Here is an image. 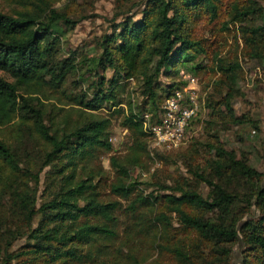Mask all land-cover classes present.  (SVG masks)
Returning a JSON list of instances; mask_svg holds the SVG:
<instances>
[{
  "label": "trees",
  "instance_id": "1",
  "mask_svg": "<svg viewBox=\"0 0 264 264\" xmlns=\"http://www.w3.org/2000/svg\"><path fill=\"white\" fill-rule=\"evenodd\" d=\"M5 2L8 11H0V264H228L240 240L248 250L241 264H264V185L254 182L257 171L235 152L208 141L214 156L204 168L192 167L189 159L191 177L176 172L168 183L130 176L132 167L145 169L153 160L138 114L155 115L162 101L186 84L178 79L184 70L205 80L204 92L215 79L214 89L224 93L220 101L201 96L210 117L224 119L225 106L229 119L241 123L231 106L238 56H222L221 42L214 48L209 43L216 41L196 35L195 27L201 20L217 25L218 37L229 32V24L245 23L239 28L241 53L261 58L264 29L252 22L259 9L255 1L146 0L102 37L92 66L83 64L93 76L86 86L81 83L86 74L78 73L82 63L73 52L62 54V27L76 22L66 8H54L55 0ZM106 70L112 71L110 78ZM131 78L136 86L130 92ZM198 112L188 127L210 123ZM114 121L128 131L123 154L109 139ZM103 154L109 156V170L100 163ZM156 157L167 160L171 154L157 151ZM242 175L252 180L245 192L233 186ZM202 183L207 194L199 188ZM147 184L156 188L146 192ZM23 237L21 250H11ZM198 243L208 247L209 260Z\"/></svg>",
  "mask_w": 264,
  "mask_h": 264
},
{
  "label": "rangeland",
  "instance_id": "2",
  "mask_svg": "<svg viewBox=\"0 0 264 264\" xmlns=\"http://www.w3.org/2000/svg\"><path fill=\"white\" fill-rule=\"evenodd\" d=\"M146 0H55L53 4L54 8H64L69 14L70 18L76 20L72 28L62 27L61 45L62 54L69 56L72 52L76 55L79 63L83 64L92 63L97 55L100 53V42L105 34H111L113 26L130 14H134L138 9V5L142 3L143 6ZM228 1V0H225ZM255 6L259 7L254 15V21L256 25H261L264 29V0H254ZM224 2V1H223ZM9 5L5 0H0V11H8ZM225 10V9H224ZM139 14L135 18H138ZM227 15L225 16V18ZM228 18V17H227ZM217 25L212 23L207 24L206 21H198L195 31L196 35L210 38L209 42L215 40L214 43H209L214 48H219L217 41L221 42L220 52L222 56H228L233 59L238 56L237 70L239 71V77L236 84V89L232 92L231 106L234 109L235 116L238 117V121L241 123H233L229 119V113L225 106H221V115L225 117L222 120H216L211 116L210 108H203V102L199 105V117L201 120H210V123L203 121L194 122L187 127L184 133V139H182L179 146L175 149H162L157 150L159 152L170 153L171 157L167 160H160L156 157L155 150L152 149L148 139L149 156L153 159L150 162H146L147 167L145 169L139 167H132L130 170V176L134 180L142 182H155L166 180L171 182V177L179 172L184 176L191 177L187 170L186 162L189 159L192 160V167L199 166L204 168L208 165L209 158L214 156L215 151L209 147L206 142L209 141V145H212L216 140L227 151H233L236 157L245 161L257 171L258 176L254 182H259L264 185V49L261 58H250L244 56L241 53L242 38L240 37L239 28L245 26V23L229 24L230 30L228 33L224 32L223 36L214 35ZM264 31V30H263ZM92 66V64H91ZM91 68V67H89ZM81 69V68H80ZM78 73L81 76V72L86 74L88 69L84 67ZM81 71V72H80ZM186 74L192 75L191 72L184 70ZM1 73V72H0ZM106 76L110 78L112 71L106 70ZM197 76V75H196ZM92 74H86L82 78V85L86 86L91 82ZM200 76H197L196 88L199 92V99L201 96L206 99L207 97L220 101L224 93H220L217 89H214L217 82L215 79H211L213 85H211L206 92L202 90L204 81H199ZM162 81H165L163 79ZM135 82V84H134ZM216 83V84H215ZM136 81L131 79V83L128 85V91L131 92L132 88H135ZM218 86V85H217ZM72 86L68 85V89L71 90ZM226 88L223 90L225 91ZM138 100H142L143 96L136 93ZM135 97V98H136ZM163 102V101H162ZM161 105V104H160ZM222 105V104H221ZM68 108V106H66ZM153 114V113H151ZM257 127V128H255ZM211 128V129H209ZM211 133H214L216 137H212ZM110 141L114 146V151L123 154L126 145L129 144L127 129L120 127L118 121L113 122V127L109 136ZM193 148V150H192ZM194 151H197L195 155H192ZM183 155V158L179 156ZM192 155V157H191ZM178 157V159H177ZM185 159V162H184ZM100 163L105 170H109V156L100 155ZM188 164V163H187ZM48 167L45 168V171ZM41 183L39 185V191L37 193L38 200L41 199L43 174L40 175ZM251 177L249 175H242L237 182L233 185L237 187L241 192H245L251 184ZM146 192H149L156 187L150 184L143 185ZM200 190L207 194L208 187L202 183L199 185ZM247 218L244 215L243 219ZM173 219V226L179 228L178 222ZM179 232V231H178ZM190 242L193 241V237L183 232L179 234ZM25 244L24 237L16 239L11 250H21ZM199 252L209 260L208 247L206 244H199ZM248 251L246 245L240 240L234 244L231 250V255L228 259V264H241L244 258V252ZM156 256V253L149 258L151 260ZM127 260H123V263ZM13 263H15L13 261ZM145 264V263H144ZM214 264H221L219 261H214Z\"/></svg>",
  "mask_w": 264,
  "mask_h": 264
},
{
  "label": "built area",
  "instance_id": "3",
  "mask_svg": "<svg viewBox=\"0 0 264 264\" xmlns=\"http://www.w3.org/2000/svg\"><path fill=\"white\" fill-rule=\"evenodd\" d=\"M178 79L186 84L165 98L155 115L143 112L137 116L153 150L177 148L189 121L199 110L197 78L182 71Z\"/></svg>",
  "mask_w": 264,
  "mask_h": 264
}]
</instances>
